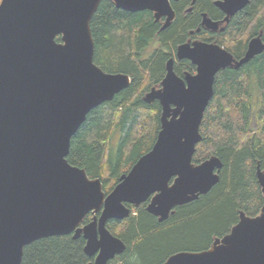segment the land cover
<instances>
[{
	"label": "water",
	"instance_id": "water-1",
	"mask_svg": "<svg viewBox=\"0 0 264 264\" xmlns=\"http://www.w3.org/2000/svg\"><path fill=\"white\" fill-rule=\"evenodd\" d=\"M100 1L0 0V264H20L26 244L67 234L83 237V251L93 258L87 264H107L125 243L106 224L128 217L127 204L146 202L145 210L164 221L219 180L218 157L192 163L199 126L216 73L264 51L259 35L239 59L214 42L177 45L175 58L189 60L195 72L179 76L174 57L167 59L160 86L143 96L160 105L155 140L108 193L99 177L68 163L70 139L87 113L130 84L127 74L105 72L93 61L89 22ZM111 1L131 12L150 10L154 21L163 18L161 30L175 18L170 2L177 0ZM248 2L215 0L224 17L202 13L201 26L223 31ZM256 179L264 194L258 166ZM160 264H264V206L254 217L240 211L230 231L207 249L178 251Z\"/></svg>",
	"mask_w": 264,
	"mask_h": 264
},
{
	"label": "trees",
	"instance_id": "trees-1",
	"mask_svg": "<svg viewBox=\"0 0 264 264\" xmlns=\"http://www.w3.org/2000/svg\"><path fill=\"white\" fill-rule=\"evenodd\" d=\"M170 3L175 18L162 30L163 18L154 21L150 10L127 11L111 0H101L90 19L94 63L105 72L127 74L130 84L87 113L70 139L66 159L89 177H99L106 193L155 140L160 105L157 100L146 103L143 96L159 86L177 45L186 39L214 42L239 59L251 37L264 41V0H249L223 31L201 26L202 13L213 20L224 17L211 0ZM55 39L60 41V35ZM173 68L182 76L194 65L183 59ZM213 89L192 162L218 157V182L195 200L175 206L164 221L148 213L144 203L128 205V217L107 221L111 233L125 243L107 264H160L178 251L205 250L230 231L240 211L254 217L264 206L256 179L257 166L264 172V51L238 68L219 70ZM90 218L88 214L84 221ZM84 243L82 236L71 234L40 238L23 247L20 264H87L92 258L84 253Z\"/></svg>",
	"mask_w": 264,
	"mask_h": 264
},
{
	"label": "rangeland",
	"instance_id": "rangeland-1",
	"mask_svg": "<svg viewBox=\"0 0 264 264\" xmlns=\"http://www.w3.org/2000/svg\"><path fill=\"white\" fill-rule=\"evenodd\" d=\"M189 7H191V6H189ZM189 7H188V9H189ZM193 40H198V39H190V40H188V39H186L184 42H192ZM248 42V41H247ZM151 47V46H150ZM177 47V46H176ZM176 49V48H175ZM175 49L172 51V54L173 55H171V57H174V59H175V62L176 63H178L179 62V60H177L176 58H175ZM149 50V49H148ZM181 61V60H180ZM184 72H190V73H193V72H195V67H194V70L191 68L190 70H184ZM159 86H160V84H159ZM158 86V87H159ZM145 205H146V202H145ZM92 258V257H91ZM93 259V258H92ZM92 261V260H91ZM90 262V261H89Z\"/></svg>",
	"mask_w": 264,
	"mask_h": 264
},
{
	"label": "flooded vegetation",
	"instance_id": "flooded-vegetation-1",
	"mask_svg": "<svg viewBox=\"0 0 264 264\" xmlns=\"http://www.w3.org/2000/svg\"><path fill=\"white\" fill-rule=\"evenodd\" d=\"M214 1H215V0H211V2L213 3V5H215V4H214ZM193 3H194V0H191V4H193ZM217 8H218V7H217ZM190 9H191V8H189V9H187V10H190ZM218 9H219V8H218ZM161 20H162V19H161ZM197 29H198V28H197ZM197 29H196V31H197ZM190 33H192V31H191Z\"/></svg>",
	"mask_w": 264,
	"mask_h": 264
}]
</instances>
